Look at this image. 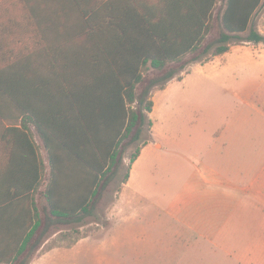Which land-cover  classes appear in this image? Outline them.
Returning <instances> with one entry per match:
<instances>
[{
	"label": "trees",
	"instance_id": "1",
	"mask_svg": "<svg viewBox=\"0 0 264 264\" xmlns=\"http://www.w3.org/2000/svg\"><path fill=\"white\" fill-rule=\"evenodd\" d=\"M217 2L0 0V165L13 169L9 193L0 186V215H11L0 218V264H28L33 250L83 238L41 242L92 213L124 145L151 131L153 89L180 78L172 65L189 54L206 62L234 43L264 44L252 22L262 0H224L207 39ZM33 133L46 151L45 183ZM146 143L130 154L121 185Z\"/></svg>",
	"mask_w": 264,
	"mask_h": 264
},
{
	"label": "crops",
	"instance_id": "2",
	"mask_svg": "<svg viewBox=\"0 0 264 264\" xmlns=\"http://www.w3.org/2000/svg\"><path fill=\"white\" fill-rule=\"evenodd\" d=\"M252 22L264 35L263 0ZM194 84L212 92L214 100L218 91L224 92L229 114L221 122L204 119L199 123L202 133H178L175 139L163 129L167 107H180L187 97L178 94L174 99H162L161 143L156 147L158 143L148 140L141 148L104 231H143L145 239L141 240L147 245L167 250L173 248V242L190 245L195 237L215 250L225 264H264V44H231L206 62L190 63L180 78H172L160 90L179 86L187 92ZM149 147L160 148L167 179L162 180L159 195L150 196L148 204L133 212L140 194L148 192L147 186H136L134 179ZM12 170L0 165V186L5 194L9 193ZM0 218L8 220L11 215L6 212ZM191 247L199 251L206 246ZM57 248L63 247L52 248L28 264Z\"/></svg>",
	"mask_w": 264,
	"mask_h": 264
},
{
	"label": "rangeland",
	"instance_id": "3",
	"mask_svg": "<svg viewBox=\"0 0 264 264\" xmlns=\"http://www.w3.org/2000/svg\"><path fill=\"white\" fill-rule=\"evenodd\" d=\"M224 0H218L217 6L212 16V29L207 39L213 38L219 30V19L221 8L223 7ZM194 54H189L180 64L172 65L179 68V72H183L192 61H189ZM202 59V57L200 58ZM180 67H183L181 69ZM183 70V71H182ZM148 76H153L150 70L146 73ZM145 74V75H146ZM146 75V77H147ZM177 88V89H176ZM170 91L159 90L154 88L151 94L152 99L155 100L153 112L149 114L152 120V131H145L142 139L131 145H124L122 150V164L117 173L111 179L107 187L101 191L99 199L91 214L84 216L79 223H72L62 226L63 231H54L51 228L42 237L41 242L48 239L50 245L53 239H63L65 245L71 242L76 237H82L70 248H57L49 251L38 259L33 264H225V262L211 249L207 243L200 239L191 237L193 243L184 245L183 242H173L170 249L157 246L151 247L143 240L145 233L143 231H104L110 225V212L111 208L118 196V188L121 185L123 175L127 170L129 156L139 146L143 140L147 139L149 142L158 143L159 147L160 134H161V103L162 99H174L181 94V97L186 95L187 99L180 107L169 109L167 107V119L164 124V131L171 137L177 139L178 133H202V126L199 125L204 119L211 118L214 123L223 121L230 111V106L225 100L224 92H217V97L214 98L210 95L213 93L208 89H204L201 85L194 84V87L189 85L185 92L182 87L177 86ZM185 92V93H184ZM216 103V104H215ZM164 104V103H163ZM155 122V131H154ZM35 141L38 144L40 155L46 165L43 175V183H45L48 174V161L46 151L36 134L33 133ZM175 143V142H174ZM176 144V143H175ZM150 151V152H149ZM167 175L165 169L161 167V150L160 148L152 150L150 147L146 152L145 159L140 162L137 172L135 174L134 183L136 186L148 189L147 194H140L135 208L131 211H139L150 201V196L159 195L161 182L166 180ZM43 187V186H42ZM175 189H169V194H172ZM42 204V199L40 200ZM129 208L124 210V217L128 220ZM116 227V218L114 220ZM59 233V234H58ZM138 235V239L135 236ZM145 239V238H144ZM137 240V241H135ZM47 244V245H48ZM180 244V247L178 246ZM192 244H203L206 247L196 251L191 247ZM46 248V246H45ZM37 251H32V259L38 258ZM29 260V261H30Z\"/></svg>",
	"mask_w": 264,
	"mask_h": 264
}]
</instances>
